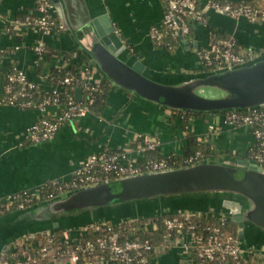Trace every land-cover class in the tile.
<instances>
[{
    "label": "crops",
    "instance_id": "1",
    "mask_svg": "<svg viewBox=\"0 0 264 264\" xmlns=\"http://www.w3.org/2000/svg\"><path fill=\"white\" fill-rule=\"evenodd\" d=\"M208 1L198 0L199 8L205 11L207 21L204 24H195L191 34L192 45L188 43L187 47L182 43L173 53L165 48H156L150 37L151 28L162 19L163 0H65V7L70 21L77 26L83 25L90 14L108 13L116 32L126 46L125 52L131 53L133 61L140 60L146 70L152 73L179 75L201 72L195 50L208 44L211 31L233 37L238 46L253 58L264 55V21L252 22L244 17L235 18L212 10L207 6ZM36 3L37 0H0V51H4L0 53V73L2 70L7 71L13 64L26 71L32 80L42 82L41 85L46 86L45 78L51 67L78 66L85 61H81L79 54L82 50L68 31L50 34H43L37 28L23 29L20 33L6 31L16 16L33 13ZM37 44L56 50L58 54H54L50 63H47L44 61L46 55L39 56L34 51ZM82 55L89 59L92 80L98 84L102 83L105 78L103 74L86 54ZM40 61L43 62L44 69L39 76L37 65ZM113 86L102 115L97 116L90 112L85 117L69 120L61 126L54 139L39 143L30 141L28 129L46 114H56L57 108L53 106L44 111L0 103V199L22 191L36 192L50 181L69 180L91 154L104 148L129 146L140 134L158 139L162 153L180 154L184 151L187 133L181 128L178 116L174 121V113L171 110L137 97L114 84ZM2 92L0 75V99ZM129 94L132 95L131 99ZM189 127L210 146L209 159L229 157L234 164L237 159H247V152L254 143L250 127L224 124L222 113H205L193 117ZM224 198L213 195H184L150 199L139 205H127L126 209L122 208L126 211L120 214V221L133 217L129 216L133 208L139 209L146 216L158 213L172 215L185 211L213 212V209L215 214H223L221 212L226 210V207L222 206ZM45 201H38L28 207ZM201 201H207L204 207ZM213 201L221 202V205L214 207ZM98 211L78 214L83 220H79L78 215H70L51 222L40 221L38 208L31 209L24 216L19 215L20 210L2 215L0 254L10 242L15 243L19 232L29 231L32 234L42 228H49L61 234L69 230L76 234L81 227L96 218L93 214ZM240 228L243 230L241 238L244 246L256 245L258 242L264 244V240L259 239L261 234H264L257 228L247 224H241ZM252 229L254 231H251ZM250 233L253 235L250 236ZM149 264L198 263L175 244L152 256Z\"/></svg>",
    "mask_w": 264,
    "mask_h": 264
},
{
    "label": "built area",
    "instance_id": "2",
    "mask_svg": "<svg viewBox=\"0 0 264 264\" xmlns=\"http://www.w3.org/2000/svg\"><path fill=\"white\" fill-rule=\"evenodd\" d=\"M164 13L161 21L151 28L150 37L158 40L161 37L160 26H168L173 35L178 37L182 43H188L186 36L190 32V23H206L205 11L199 8L196 0H163ZM208 8L225 13L235 18L244 17L249 21H264V10L257 9L248 4H233L232 2L221 3L216 0H209ZM57 10L52 0H37L34 16H27L23 20L15 19L6 28L8 33H20L23 29L37 28L43 34L66 31L60 18H56ZM15 33V34H17ZM237 41L230 36L218 34L204 47H197L195 52L198 64L202 71L222 70L236 65L243 64L253 57L250 53L238 51ZM47 50L43 44H37L34 51L39 56ZM0 53H4L3 50ZM247 57L249 59L247 60ZM61 66V65H59ZM91 68L85 64L82 68L80 80L84 87L89 90V103L94 102L91 92L97 89L98 83L91 78ZM210 68L211 70H207ZM76 82L73 75L66 76L62 83L72 85ZM42 82L32 80L26 71L14 66L13 71L7 75V83L3 87L4 96L0 103L18 106L28 109H41L46 111L55 106L57 113L45 115L28 129V138L31 142L39 143L50 141L55 138L61 126L78 117H85L90 113L88 105L78 101L75 94L68 96L66 101L60 104V89L56 88L49 96L40 103L30 100L32 92L42 86ZM80 87V86H78ZM224 124L234 127L247 126L251 128L254 143L249 148L250 161H254L263 167L264 163V107L242 112L227 111L222 113ZM211 128H215L211 126ZM161 142L145 134H140L129 146L124 148H104L100 152L91 154L78 168L73 177L69 180H54L50 183L57 185V191L61 195L70 193L77 189L98 184L104 181L105 176L112 175L117 180L128 176L138 175L148 172H160L173 169L170 160L162 153ZM122 149V150H121ZM159 150L163 154L160 158L146 157V153ZM204 153L197 151L183 160L185 166H190L204 161ZM264 169V167H263ZM36 192L22 191L27 197L25 201L32 200ZM21 192L11 194L0 199V215L4 214V207L8 201H12ZM59 195V196H60ZM50 199H54L50 194ZM58 197V196H57ZM18 210H23L24 202H20ZM226 213L215 214V212L191 213L182 212L181 216H164L166 214L155 215L146 222L139 219H122L116 224L101 222L84 225L76 234L65 231L61 236L54 235V230L49 229L47 238H36L32 243L27 240L31 234L25 237H18L14 243L12 258L4 261V264H76L78 257L85 256L83 264H149L151 257L164 251L175 244L178 245L190 259L198 260V264H242L248 254H254L251 247L243 245L241 238L226 235L217 226H207L199 230L197 225L190 222L192 215L208 216L213 214L220 219L231 217L233 211L226 208ZM164 216V217H163ZM162 221L168 230V235L159 247V250L152 254L153 244L145 238L143 234L152 229H157L158 220ZM99 232L96 239L82 240V237L89 232ZM172 231H177L178 236L173 241ZM208 232V236L205 234ZM21 248L18 255L15 250ZM18 255V256H17ZM258 264H264V258Z\"/></svg>",
    "mask_w": 264,
    "mask_h": 264
},
{
    "label": "water",
    "instance_id": "3",
    "mask_svg": "<svg viewBox=\"0 0 264 264\" xmlns=\"http://www.w3.org/2000/svg\"><path fill=\"white\" fill-rule=\"evenodd\" d=\"M58 16L78 47L105 78L117 87L172 111L199 113L242 112L264 107V55L222 70L164 75L146 70L115 30L108 13L90 14L81 26L74 25L65 0H52ZM188 47V43L184 40ZM82 101V88L75 89ZM184 195L226 197L223 206L233 211L231 219L257 228L264 234V169L248 159L234 164L201 161L190 166L104 181L20 210L24 216L38 208L40 221L89 213L120 205H139L156 198ZM240 199L247 202L244 207ZM243 230H240V234ZM19 232L18 237L28 236ZM242 236V235H241Z\"/></svg>",
    "mask_w": 264,
    "mask_h": 264
},
{
    "label": "trees",
    "instance_id": "4",
    "mask_svg": "<svg viewBox=\"0 0 264 264\" xmlns=\"http://www.w3.org/2000/svg\"><path fill=\"white\" fill-rule=\"evenodd\" d=\"M198 3V0H196ZM219 1L221 3H225V2H232L233 4H248L251 5L257 9H261L264 10V0H244V1H231V0H216ZM199 6V4H198ZM27 16H34L33 13L31 12H27L24 14H20L18 16H16L15 19L17 20H23L25 19ZM56 18L59 19L58 14H56ZM257 20H261L260 18H258ZM194 27H195V23H190V32L189 34L186 36V39L189 43V45H192L193 43V39H192V32L194 31ZM160 32H161V37L158 40H153V44L156 48H165L167 49L169 52H174L179 46L180 44H182V42L180 41V39L178 37H175L171 31V29L164 25V26H160ZM218 34L214 31H212V39L214 37H216ZM222 36H226L224 34H221ZM238 51L241 52H245L247 53V51H243L240 47H238ZM54 54H58V52L56 50L53 49H49L47 48L46 52L44 54H42L43 56L46 55L45 58V62H49L51 61V57ZM83 53L80 52V59L81 61L84 60V64L82 61L81 65L78 66H53L51 67V70L49 72V74L46 76L45 81L46 86H40L38 87V89H35L34 92H32L30 100L34 103H40L41 101H43L44 98H46L47 96H49L51 94V92L53 90H55L56 88L60 89V104L64 103L66 101V99L68 98L69 95L71 94H75V89L76 87L80 86L83 90V98H82V102L84 105H88L90 112H93L94 114H96L97 116H100L103 114L105 108H106V104H107V100L109 98V94L110 91L113 89V84L111 83L110 80H108L107 78L103 79L102 83H99L97 86V89L91 92V96H93L94 98V102L93 103H89V90L88 88L84 87L82 83L78 82L80 80V75H81V71L82 68L85 64H89L88 62V58L86 56L82 55ZM249 59V57H247V60ZM14 68V65L11 64L8 68V70L4 71L2 70L0 75L2 77V87L5 86V84L7 83V75L8 73L12 72ZM44 69V65L43 62L40 61V63H38L37 65V74L40 76V74H42ZM207 70H211L210 68H207ZM68 75H73L76 79V82L72 85H66L63 84L62 81L63 79L68 76ZM4 96V92H2L1 94V98H3ZM130 99L132 98V95L129 94ZM172 111V110H171ZM174 113V116L172 117V119L175 121L176 117L178 116L180 119V126L183 130L186 131L187 133V144L184 147V151L182 153H175V152H171L166 154V157L171 161L170 165L173 168H180L185 166V163L183 162V160L191 155H194L197 151H201L204 153V159L207 160L209 159V155H210V146L202 139H200L196 134H194L191 130H190V122L191 119L193 117L196 116H202L205 113H199V112H193V111H172ZM242 113H247V111H242ZM122 150V149H121ZM249 154L250 151L248 150L247 152V159H249ZM163 154L161 152H159V150H153V151H149L146 153V157H155V158H160L162 157ZM264 167V163L262 164ZM105 179H108L109 182L116 184L117 179L112 176V175H107L105 176ZM57 185H54L50 182H47L41 189L40 192L35 195L32 196V200L27 202L25 201V197H27L24 193L21 192V194L19 196H16L11 202L8 201L6 202L7 205L6 207H4V214H8L10 212H13L15 210H18L19 207V203L20 202H24L25 203V207L31 206L34 203L38 202V201H45L50 199V194H53V197H57L60 194L57 191ZM2 216V215H0ZM164 216H179L182 219H184L181 214H167ZM163 216V217H164ZM163 217H161L158 220V228L157 229H152L147 231L145 234H143V236L147 239H149L152 244H153V248H152V254H155L158 250L159 247L161 246V244L163 243V241L165 240L166 236L168 235V230L166 228V226L164 225L162 219ZM190 222L194 223L197 225V228L199 230H203L204 227L207 226H217L219 228H221V230L226 234V235H232L238 238H241L240 236L243 234H240V230H242L240 228L239 223L234 222L231 217L226 218V219H220L218 217H216L213 214H209L208 216H199V215H192L190 217ZM48 230L49 228H42L38 231L33 232L30 237L28 238V242L32 243L34 241V239H38V238H47V234H48ZM54 230V229H52ZM205 234L208 236V232L205 231ZM54 235L59 237L61 236V233L57 230H54ZM99 235V232H89L88 234H86L85 236L82 237V240H88V239H96V237ZM178 236L177 231H172V235H171V239L174 241ZM14 242H10V244L8 245V247L6 249H4L1 254H0V264H4V261L9 260L10 258H12V253L14 252ZM17 251V254L19 255L21 252V248L17 247L15 249ZM17 255V256H18ZM85 256L84 255H80L77 259V263L76 264H83V262L85 261ZM260 261V259L255 256L254 254H248L245 258V260L242 262V264H258ZM197 263H199L198 260H196Z\"/></svg>",
    "mask_w": 264,
    "mask_h": 264
},
{
    "label": "rangeland",
    "instance_id": "5",
    "mask_svg": "<svg viewBox=\"0 0 264 264\" xmlns=\"http://www.w3.org/2000/svg\"><path fill=\"white\" fill-rule=\"evenodd\" d=\"M204 161H212V162L215 161V162H222L223 164H233L229 157H225V158H222V157L221 158L220 157H213L211 159H207V160H204ZM200 203H201L202 207H204L205 204L207 203V201H203V202L201 201ZM212 204H214V207H216V205H221V202L213 201ZM116 207H112V206L109 207V208L106 207L103 210H99L100 212L98 211V212L94 213L93 215L96 218H98V219L93 218L92 221H91V223L107 222V223L116 224L118 222H121L120 221V219H121L120 218V214L126 211V210L125 211L123 210V209H126V207L124 205H120V206H116ZM214 210L215 209H213V211ZM220 210H222V209H220ZM131 211L132 212L130 213L129 216H133V217L128 218V220L129 219L130 220H133V219H139L140 218V220L141 221H144V222H146L148 219H152L155 215H158L159 214L158 213V214H154V215H151V216L150 215H147L146 216L145 213L140 212L139 209H136V208L131 209ZM147 212L148 213H152L150 211H147ZM147 212H146V214H147ZM185 212L188 213V211H185ZM201 212H203V211H195L193 213L202 214ZM214 212H216V211H214ZM226 212H227L226 210L225 211L223 210L221 213H226ZM138 213H139V215H138ZM77 218L79 220H83V217L81 215H78ZM124 219H126V218H124ZM86 224H88V223H86ZM251 231H254V229H252ZM250 234H251L250 236L253 235V233H250ZM258 238H257V240L260 239L261 241H263L264 240V235L261 234V237L259 239ZM241 240L243 241L242 238H241ZM248 247H251L254 250L255 256H257V257H261L262 256V258H264V244L263 243H259L258 242L256 245H253L252 244L251 246H248Z\"/></svg>",
    "mask_w": 264,
    "mask_h": 264
},
{
    "label": "flooded vegetation",
    "instance_id": "6",
    "mask_svg": "<svg viewBox=\"0 0 264 264\" xmlns=\"http://www.w3.org/2000/svg\"><path fill=\"white\" fill-rule=\"evenodd\" d=\"M242 206L244 207L245 203L247 202L245 199H240Z\"/></svg>",
    "mask_w": 264,
    "mask_h": 264
}]
</instances>
